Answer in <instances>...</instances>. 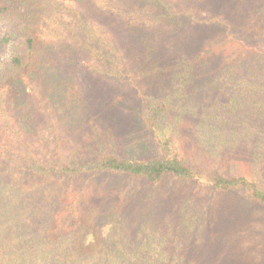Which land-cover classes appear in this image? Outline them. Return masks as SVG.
<instances>
[{
  "label": "rangeland",
  "instance_id": "374dc122",
  "mask_svg": "<svg viewBox=\"0 0 264 264\" xmlns=\"http://www.w3.org/2000/svg\"><path fill=\"white\" fill-rule=\"evenodd\" d=\"M80 12L90 31L85 46L93 52L83 51L74 70L83 99L77 126L62 129L43 115L32 147L52 149L58 138L66 153L74 147L136 160L160 156L142 117L145 99L170 94L174 146L203 167L253 177L264 188V0H145L141 8L131 0H91ZM58 20L44 21L49 37L74 43L73 12H61ZM186 59L208 66L209 78L196 77L190 96L179 99L164 85L168 68ZM231 64L252 77L242 95L232 79L215 78ZM245 199L192 183L166 180L154 187L98 175L68 187L61 214L76 225L91 206L105 211L113 204L127 215L131 231L149 223L154 243L168 237L195 264H264V207Z\"/></svg>",
  "mask_w": 264,
  "mask_h": 264
},
{
  "label": "trees",
  "instance_id": "16d2710c",
  "mask_svg": "<svg viewBox=\"0 0 264 264\" xmlns=\"http://www.w3.org/2000/svg\"><path fill=\"white\" fill-rule=\"evenodd\" d=\"M131 1L139 8L145 4ZM67 3L80 11L91 7V0H0V53L10 50L8 57L0 56V264H195L168 237L154 243L149 223L131 231L129 218L113 204L105 211L91 206L76 225H67L61 214L68 187L98 175L124 176L154 187L166 180L192 183L212 192L237 193L264 207V188L253 177L203 167L174 146L167 121L170 94L145 99L147 115L142 117L162 148L160 156L136 160L106 151L83 153L74 147L66 153L58 147V138L52 149L32 147L41 137L43 115L60 128L73 130L82 110L74 70L77 57L93 49L85 46L90 31L84 17ZM63 11H72L78 20L74 43L58 34L49 37L44 29L46 19L61 23ZM168 70L172 75L164 86L169 92L176 89L179 99L190 96L196 77L209 78L208 66L191 59L176 60ZM216 77L235 81L241 95L247 80H252L238 64ZM78 197L83 198L82 190Z\"/></svg>",
  "mask_w": 264,
  "mask_h": 264
}]
</instances>
